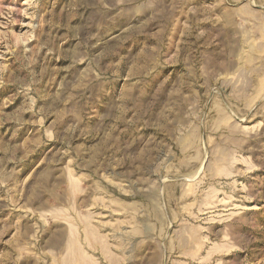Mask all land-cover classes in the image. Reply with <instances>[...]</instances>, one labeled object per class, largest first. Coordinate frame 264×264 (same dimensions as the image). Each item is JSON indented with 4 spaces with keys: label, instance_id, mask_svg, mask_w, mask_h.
Segmentation results:
<instances>
[{
    "label": "rangeland",
    "instance_id": "1",
    "mask_svg": "<svg viewBox=\"0 0 264 264\" xmlns=\"http://www.w3.org/2000/svg\"><path fill=\"white\" fill-rule=\"evenodd\" d=\"M0 264H264V0H0Z\"/></svg>",
    "mask_w": 264,
    "mask_h": 264
}]
</instances>
